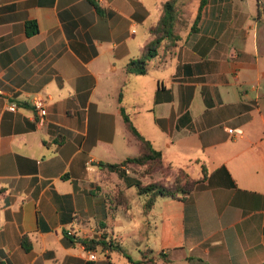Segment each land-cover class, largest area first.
Instances as JSON below:
<instances>
[{"label": "crops", "instance_id": "1", "mask_svg": "<svg viewBox=\"0 0 264 264\" xmlns=\"http://www.w3.org/2000/svg\"><path fill=\"white\" fill-rule=\"evenodd\" d=\"M167 1L0 0V264H264V0H205L194 31L201 0L188 18L179 0L180 40L146 75L128 73ZM122 108L173 173L199 180L204 166L209 178L148 213L143 196L138 217L129 188L123 204L102 201L117 174L98 165L140 153ZM69 231L105 234L133 262L90 261Z\"/></svg>", "mask_w": 264, "mask_h": 264}, {"label": "trees", "instance_id": "2", "mask_svg": "<svg viewBox=\"0 0 264 264\" xmlns=\"http://www.w3.org/2000/svg\"><path fill=\"white\" fill-rule=\"evenodd\" d=\"M178 1L179 0H168L164 4L163 16L157 25L150 28V33L153 36V40L148 45H146L142 55L139 58L130 60L127 65L128 73L146 75L148 73V62L158 55V51L161 46L164 43L175 45L180 40L179 35H177L175 32V26L180 15L177 7ZM204 5L205 0H201L198 15L192 29L193 31L200 20ZM36 32H38L37 23H30L28 25L27 35H32ZM122 115L128 130L140 143V153L137 157L128 158L119 164L100 163L98 166L100 169L107 170L109 173L117 174L126 188H136L138 195L147 196L148 200L145 204L146 213L152 209L157 198L183 200L187 195L191 194L200 183L209 178L207 169L202 166V177L199 180L194 179L185 169H179L175 173L173 181H169L167 179L166 181L157 180L143 184L142 180H144V177H147V175L143 176L139 174V170L146 168L145 170L148 171L152 170L157 172L167 170L172 172V167H166L163 164L162 152L155 149L153 144L146 140L138 132L123 108ZM124 167L134 168L132 171L133 175L127 174L123 169ZM149 173L150 172H148V174ZM170 175L173 177V174ZM119 192V195L115 196V200L118 205L123 204L124 202V194L122 190ZM65 238H67V240H69L71 243L82 244L86 251H96L101 253L105 251H115L126 256L131 262H133V260L126 255L121 245L115 244V241L112 238L107 237L105 234H103L100 239H97V237L80 239L69 236L68 234H66ZM149 263L154 264L152 260H150Z\"/></svg>", "mask_w": 264, "mask_h": 264}, {"label": "rangeland", "instance_id": "3", "mask_svg": "<svg viewBox=\"0 0 264 264\" xmlns=\"http://www.w3.org/2000/svg\"><path fill=\"white\" fill-rule=\"evenodd\" d=\"M184 1H189L190 3V6L189 8L187 7L186 9L183 10V14L186 15L185 17H190L192 16V13L194 11H192V8L191 6L196 3L197 0H184ZM197 10V8H196ZM261 57H262V62H264V53L261 52ZM146 168H144L143 170H139L138 173L145 176L147 175V177H144L145 179H148L149 181H154V178H158L160 180H164L166 181L167 179L171 178L170 181H173L174 180V175L175 173H172L170 171H167V170H162V171H148V170H145ZM148 172H150L148 174ZM131 175H133L132 173V170H131ZM153 174V175H152ZM170 174H173V177L172 175ZM110 177H113V176H109V179L107 180V182H109L108 186L110 185V189L112 190L113 193L111 194H108L107 192L105 193V197L103 196L102 197V201H105V202H114L113 201V198L112 200L110 199L111 197H113L114 193H115V196L119 195V191L120 190H123L125 187L124 183L119 179V177L117 176L116 180L113 181ZM149 181L147 183H149ZM127 196L130 200V202L133 204L134 206V209H133V214L135 215V217H138L140 216L141 214V211H142V205H140V203L143 201L144 197L143 196H139L136 192V189L134 188H129L127 191ZM111 196V197H110ZM120 214L122 215V217H125L124 216V212H120ZM125 221V220H124ZM101 228H99L100 230ZM123 228H117V232H123L122 230ZM125 247L127 248L128 252L130 253V255L135 258L139 255V249L137 248V246L134 244V243H128L126 242L125 243Z\"/></svg>", "mask_w": 264, "mask_h": 264}, {"label": "built area", "instance_id": "4", "mask_svg": "<svg viewBox=\"0 0 264 264\" xmlns=\"http://www.w3.org/2000/svg\"><path fill=\"white\" fill-rule=\"evenodd\" d=\"M31 105L34 108L37 121H39L40 123H44L46 121V118H47V101H46V99L42 96L37 95L32 99ZM17 109H18V107L16 104H10V106L8 107V111H10L12 113H15L17 111ZM230 133L242 135V131H240V130H232V131H230ZM123 169L128 174V168L124 167ZM68 235L72 236V237L75 236V234L72 231H69ZM93 236L94 235L92 234V237ZM88 258L90 261H93V262L98 260V256L95 253V251H88Z\"/></svg>", "mask_w": 264, "mask_h": 264}]
</instances>
